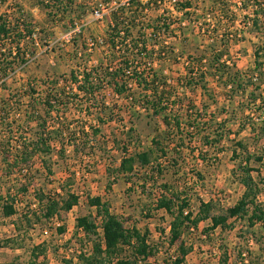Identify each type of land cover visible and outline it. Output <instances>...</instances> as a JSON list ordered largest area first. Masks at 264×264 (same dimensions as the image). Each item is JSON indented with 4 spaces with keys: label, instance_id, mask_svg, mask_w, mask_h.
<instances>
[{
    "label": "rangeland",
    "instance_id": "1",
    "mask_svg": "<svg viewBox=\"0 0 264 264\" xmlns=\"http://www.w3.org/2000/svg\"><path fill=\"white\" fill-rule=\"evenodd\" d=\"M117 1L111 0L110 5L100 7L102 11L97 15L96 12L90 13L96 10L100 0L91 3L77 0L78 3L87 5L85 16L80 19L77 17L79 12L70 13L64 19L65 22L57 23L50 20L33 0H8L0 6V14H9L13 7L22 4L33 14L38 29L42 25L49 33L45 47L40 44L36 46L34 43L31 45L30 49L34 47L38 53L31 56L28 67L10 78L8 87L0 86V99L9 97L10 90L15 96L20 93L23 96V104L19 109L12 103L6 108L10 111V116L12 118L17 116L18 122L24 127L18 130V135L29 137L31 128L35 129L36 126L32 121L27 127L24 118L21 120L23 112L21 109L25 110L28 102L23 91L26 83L37 80L40 91L43 92L47 89L49 80L54 79L55 73L69 74L72 68L83 70L105 62L103 58L107 49L103 39L111 21V7L115 6ZM184 1L164 0L159 6L152 5L151 9L141 14L138 22L140 26L148 27V24L158 26L156 35H151V29L146 31L149 33V48L157 47L153 66L158 75L167 80L171 89L174 88L173 98H183L184 107L180 112L184 113L192 104L199 106L200 109L202 107L199 113L201 116L195 119V129H190V133L189 128L184 126V146L180 149L183 161H180V166L166 168L165 175L156 178V184L160 185L163 182L170 184L173 192L182 193V196L189 200L194 212L199 210L201 202L204 201L211 203L213 211L218 214L234 207L245 191L244 185L233 174V170L244 157H251V166L259 170L252 172V175L262 190L264 189V182L261 181L264 178V137L260 136L259 132L264 110H259L262 106L261 99L258 102L251 100L252 94L259 97L261 94L264 95V84L260 89H256L255 85L244 90L231 89L228 74L223 78H219L218 75L209 76L207 80L209 91L206 93L211 92L215 98L213 100L201 88L185 85L188 64L191 59L201 54L211 56L213 50L221 51L222 43L226 42L228 53L223 56L221 62L226 61L229 64V74H239L246 82L255 67V51L262 44V39L251 31L250 21L244 18L250 16L251 11L243 10L240 0H233L230 3L231 10H234L237 16L234 26L218 23L216 19L218 0H192L193 3L188 9L181 7ZM212 8L216 10L211 12ZM72 20L77 23V27L71 28ZM81 30L83 35L79 36ZM215 32H219V35L223 32L228 35L232 33L233 36H228L229 38L225 36L228 42L221 41L211 49L209 45L213 42L212 37L216 36ZM95 40L97 41L94 45ZM159 48H164V56L161 58L158 57ZM260 60L263 70L264 57ZM106 93V102L112 113L119 112L114 108L115 102L123 108L121 115L117 116V113H114L115 117L102 125L99 139L106 141L111 150H101L89 157L86 155L89 150L85 151L78 146V150L75 151L76 147L67 146L65 157H61L57 151L48 157L38 154L30 171L17 170L12 177L4 175L5 167L0 157V194L5 195L8 189L14 194L26 178L33 180L29 193L21 195L16 201L18 210L16 215L4 218L0 211V239L5 241L0 249V264H30L31 250L38 244H45V251L39 253L35 264H84L77 256L83 250L90 253L92 244L86 241L83 232L76 228V218L89 215L99 224V232L102 231V218L97 217L96 209L88 205L87 196H100L104 201H109L111 210L123 216L127 227H137L141 231L149 230V241L154 249L148 261L152 264H170L171 259L180 257L178 246L182 242L189 248V252L182 256L181 264H264V226L261 224L250 226L246 218L238 217L231 218L230 225L225 228L211 230V222L203 221L198 229L186 230L181 239L174 246H170L168 236L172 217L165 209L156 207L161 189L151 187L153 185L151 179L142 191L140 184L143 178H135L128 183L121 176L112 186V190L108 191L107 168L119 165L123 153L122 144L127 143L131 152L135 148V136H141L143 145L140 148H148L151 146L154 133L140 131L137 125L138 131L135 135L128 133L130 112L125 107L128 100L124 96L114 94L111 89ZM251 101L253 103H250ZM179 104L171 106V109H178ZM80 109V105L68 107L69 120L80 118L85 123H90L91 121L86 122L87 117L78 111ZM198 111L193 110L192 118L198 116ZM56 116L57 112L54 111L48 120L50 125L53 121L60 122ZM156 119L158 127L164 131L166 127L161 118ZM81 120L78 124L74 123L73 129L83 125ZM206 136H209V140L215 142V145H207ZM80 137L81 135H75L77 140ZM176 138L172 141L173 144L181 140V137ZM114 141L117 142V146L114 145ZM78 142L80 141L76 144ZM238 142H242L247 149L238 145ZM235 151L237 154L234 155ZM178 154L177 151L169 149L167 157L161 159L162 163L165 159L169 161ZM257 156H263L259 163L255 161ZM44 158L52 167L51 175L42 165ZM177 168L179 173H175ZM149 169L150 167L142 168L140 173L147 174ZM65 184H69L68 189L80 196L79 204L72 210L69 212L60 210L59 214L50 220L32 213L29 216L30 221L22 219L21 216L27 209L37 211L39 207L35 190L41 188L45 194L53 195L60 192V186ZM64 192H61L62 198L67 196ZM262 197L263 194L260 198ZM58 226H63L65 231L60 233Z\"/></svg>",
    "mask_w": 264,
    "mask_h": 264
},
{
    "label": "trees",
    "instance_id": "2",
    "mask_svg": "<svg viewBox=\"0 0 264 264\" xmlns=\"http://www.w3.org/2000/svg\"><path fill=\"white\" fill-rule=\"evenodd\" d=\"M33 1L55 23L65 22L64 19L70 13L79 12L76 15L80 19L87 13L85 8L87 5L78 3L77 0ZM86 1L91 3L94 0ZM163 1L118 0L116 5L111 7V21L103 39L107 49L103 58L105 62L83 70L72 68L69 74L55 73L54 79L49 80L50 83L47 82L49 83L48 87L43 92L40 91L41 88L35 79L24 85L23 91L28 102L25 106L26 109H21V112L23 111L21 120L24 118L27 127L32 121L36 123L35 129L31 128L32 132L29 137L17 134L18 130L24 127L18 122L17 116L12 118L10 111L6 109L11 103L18 109L20 108L23 104L21 93L15 96L10 90L9 97L0 99V157L5 167L3 173L6 177H12L17 170L21 172L30 171L38 154L48 157L57 151L61 157H65L67 146L76 147L75 151L78 150V146L85 151L89 150L90 152L86 154L89 157L101 150H111L106 141L99 139L102 133V125L114 118V113H117H112L106 102V92L111 89L114 94L120 97L124 96L128 100L125 106L130 112L128 133L135 135L138 131L137 125L140 127V131L154 133V136L151 138V146L148 148H140L143 145L141 136H135V148L131 152L127 143L122 144L121 151L123 153L119 165L117 167L108 166L107 168L108 191L112 190V186L121 176L128 183H131L135 178H143L140 184L142 191L145 190L148 180L151 179L153 183L151 187L161 189L156 207L165 209L172 217L168 236L170 246H174L186 230L198 229L203 221L211 222V230L219 227L225 228L230 225L229 220L231 218L238 217L246 218L250 226L256 224L264 226V189L262 190L252 175V172L259 170L251 166L252 159L250 156L244 157L233 170V174L244 185L245 191L238 203L227 212L216 214L212 204L204 201L201 202L199 210L194 212L189 200L182 196V193L173 192V187L170 184L166 182L160 185L156 184V178L164 176L166 168L180 166V161L184 159L180 156L182 153L180 149L184 146L185 139L184 126L189 130L195 129V119L201 116L199 113L202 110V107L200 109L199 106L190 103L192 105L184 113H181L180 109L184 107L183 98H173L174 88L171 89L167 80L158 75L154 69L153 59L157 47L155 49L149 48V33L146 31L151 29V35H156L158 26H150V24L148 27L140 26L138 22L144 11L151 9L152 5L159 6ZM240 1L243 10L251 11L250 16H244L250 21L251 31L262 39V44L255 51V67L248 80L245 82L239 74H237L238 76L229 74V64L226 61L221 62L223 56L228 53L225 42L222 43L221 51L213 50L211 56L201 54L190 60L185 84L187 87H199L206 93L209 91L207 87L209 76L217 77L218 75L219 78H223L226 74H228V83L231 85V89L244 90L251 85L260 89L264 84V69L261 70L263 64L260 62V59L264 57V0ZM7 2L8 0H0V6ZM110 2L111 0H100L96 10H92L90 14H94L96 11L101 12L100 7L110 5ZM231 2L233 0H222V3L221 0H218L216 11L218 23H228L234 26L237 16L236 12L231 10ZM192 3V0H185L181 7L188 9ZM12 9L13 11L9 14H0L1 87H8L10 78L28 67L31 56L38 53L34 47L30 49L31 45L34 43L36 46L40 44L45 47V41L49 36L42 25L38 29L34 23L33 14L28 12L22 4H18ZM215 10L212 8L211 12ZM73 27H77V23L72 20L71 28ZM81 35H83L82 30L79 36ZM215 35V38L212 37V44L209 45L211 49H214L221 41L228 42L225 36L227 38L233 36L232 33L228 35L224 32L220 35L219 32H215ZM96 41H94V45ZM163 49H158V57L160 58L164 56ZM206 94L210 99L215 100L211 92ZM252 96L251 100L254 102H258L259 99L262 100V106L258 109L263 111L264 95L261 94L259 97L252 94ZM252 101L250 103H253ZM178 104L180 106L178 109H171V106ZM72 105H80L81 109L78 111L87 117L86 122H91L85 123L80 118L69 120L67 109ZM113 105L119 111L117 116L121 115L120 112L123 108L118 106L117 102ZM195 109L198 111V116L195 115V118H192ZM54 111L57 112L56 117L60 122L53 121V124L50 125L48 120ZM155 118H161L166 127L164 131L158 127ZM80 120L83 125L76 128L77 130L73 129L74 123L78 124ZM67 121H69L68 124L65 123ZM259 132L260 136L264 137V118L261 121ZM75 135H81V137L77 140ZM65 136L68 138L65 139ZM175 137H177L176 139L181 137V140L173 144L172 141ZM77 141L80 142L76 144ZM215 141L219 142V140ZM205 142L210 146L215 145V142L209 140V136L205 137ZM113 143L117 146L116 141ZM238 145L244 147L242 142H238ZM58 146L59 149L57 150ZM169 149L177 151L179 154L173 156L169 161L165 159V162L162 163L161 159L167 157ZM235 154H237L236 151ZM262 160L263 156H257L255 161L259 163ZM42 165L49 175L53 174L52 167L46 158L42 160ZM147 167H150L147 174L140 173V169ZM175 171V173H179V168ZM237 171L240 173L238 174ZM31 180L26 178L24 182H21L14 194L10 189L5 195L0 194L2 217L10 218L16 215L18 212L16 201L21 195L25 196L29 193L32 185ZM261 181L264 182V178ZM60 188V192L53 195L45 194L41 188L35 190L39 207L37 211L27 209L21 216L22 219L25 218L30 221L29 216L32 213L37 216L41 215L40 218L50 220L57 216L60 210L69 212L79 204L80 196L68 189L70 188L69 184L61 185ZM63 191L67 193L65 198H62L63 195H61ZM87 199L88 205L96 209L97 217L102 218V231L99 232L100 226L91 216L83 215L76 218V228L83 232L85 240L92 244L91 252L81 251L77 256L78 260L84 264H152L148 261L154 249L149 241V230L141 231L137 227H127L123 216L114 213L109 201H104L100 196H87ZM58 230L63 233L65 228L58 226ZM4 244L5 241L0 239V249ZM44 245L38 244L32 248L30 264H35V260L39 258V253L45 251ZM178 249L181 256L171 259L170 264H181L182 256L189 252V248L185 246L184 242L179 244Z\"/></svg>",
    "mask_w": 264,
    "mask_h": 264
},
{
    "label": "built area",
    "instance_id": "3",
    "mask_svg": "<svg viewBox=\"0 0 264 264\" xmlns=\"http://www.w3.org/2000/svg\"><path fill=\"white\" fill-rule=\"evenodd\" d=\"M96 14H97V15H100V12L96 11ZM45 233H47V230L45 231Z\"/></svg>",
    "mask_w": 264,
    "mask_h": 264
}]
</instances>
